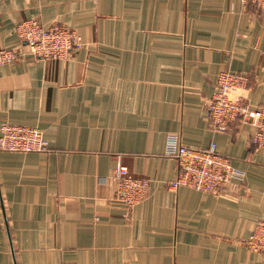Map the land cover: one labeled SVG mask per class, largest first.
Returning a JSON list of instances; mask_svg holds the SVG:
<instances>
[{
  "label": "crops",
  "instance_id": "obj_1",
  "mask_svg": "<svg viewBox=\"0 0 264 264\" xmlns=\"http://www.w3.org/2000/svg\"><path fill=\"white\" fill-rule=\"evenodd\" d=\"M75 28L85 45L36 57L16 25ZM0 127L37 126L45 151L0 149V264H264L245 240L264 220V147L255 127L210 126L222 71L250 73L264 101V9L242 0H0ZM245 171L219 193L180 185L168 135ZM150 178L131 208L114 169Z\"/></svg>",
  "mask_w": 264,
  "mask_h": 264
},
{
  "label": "built area",
  "instance_id": "obj_2",
  "mask_svg": "<svg viewBox=\"0 0 264 264\" xmlns=\"http://www.w3.org/2000/svg\"><path fill=\"white\" fill-rule=\"evenodd\" d=\"M264 9V0H242ZM16 32L27 47L26 51L36 57L65 58L85 45L82 35L63 23L45 25L37 17L27 18L16 25ZM17 48L0 49V65L13 62L24 54ZM256 78L250 73L222 71L216 91L206 101L210 126L217 131H227L238 123H250L255 127L251 142L264 147V101L253 104L248 92L255 86ZM49 141L37 126L3 123L0 127V149L11 151H45ZM166 154L176 158L178 173L171 186L187 185L202 191L219 193L231 183L242 185L245 171L232 164L231 158L217 150L215 142L207 148L184 144L175 133L168 135ZM116 189L114 198L131 208L149 193L150 178L130 173L128 167L119 164L114 169ZM253 251L264 255V220L256 223L254 231L245 240Z\"/></svg>",
  "mask_w": 264,
  "mask_h": 264
}]
</instances>
